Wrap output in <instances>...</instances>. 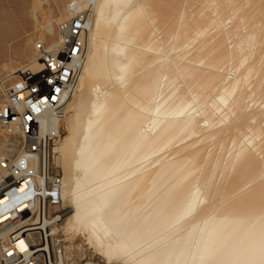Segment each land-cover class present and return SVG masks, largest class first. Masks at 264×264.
<instances>
[{
	"label": "bare ground",
	"instance_id": "bare-ground-1",
	"mask_svg": "<svg viewBox=\"0 0 264 264\" xmlns=\"http://www.w3.org/2000/svg\"><path fill=\"white\" fill-rule=\"evenodd\" d=\"M40 67L33 50L12 73ZM74 85L47 161L65 251L79 239L104 264H264V0H95ZM33 211L48 236L52 204Z\"/></svg>",
	"mask_w": 264,
	"mask_h": 264
},
{
	"label": "built area",
	"instance_id": "built-area-1",
	"mask_svg": "<svg viewBox=\"0 0 264 264\" xmlns=\"http://www.w3.org/2000/svg\"><path fill=\"white\" fill-rule=\"evenodd\" d=\"M95 0H72L68 18L55 26L57 41L47 48L43 41L33 45L41 67L21 71L3 84L0 99V132L17 142L15 153L1 158L0 264H70L66 259L62 223L66 209L60 195L61 175L49 170L51 147L62 132L61 123L81 75L87 56L88 32ZM49 107V114H42ZM45 187V194H38ZM35 200L49 201L56 212L53 229L41 236L33 222ZM24 245L22 249L18 242ZM78 264H99L85 259Z\"/></svg>",
	"mask_w": 264,
	"mask_h": 264
},
{
	"label": "rangeland",
	"instance_id": "rangeland-1",
	"mask_svg": "<svg viewBox=\"0 0 264 264\" xmlns=\"http://www.w3.org/2000/svg\"><path fill=\"white\" fill-rule=\"evenodd\" d=\"M33 1L34 0H0V99L2 98L1 90L3 84L13 81L14 77L12 76L18 75V73L13 74L12 72L23 67L30 59H32L33 44L35 41L40 40L48 44L49 39H55L54 34L48 36L46 33L44 34L39 31L44 22V18L48 15L51 17L53 24V27L51 28L54 29L56 25V22H53L54 19L60 16H65L64 9L68 0H40L41 4L39 9L36 10V13L32 12ZM52 17L54 19H52ZM18 149V141L11 142L8 136L0 132L1 154H4L5 156L10 155L15 153ZM50 170L60 173V170L56 167H51ZM74 244L77 247H81L79 250L74 247V250H70V252L69 249L66 248L67 254L71 253V255L68 254V262L70 264H78L85 259H94L99 264H104L98 255L91 252V250L86 249L83 241L77 239ZM65 245H68L67 242H65Z\"/></svg>",
	"mask_w": 264,
	"mask_h": 264
}]
</instances>
